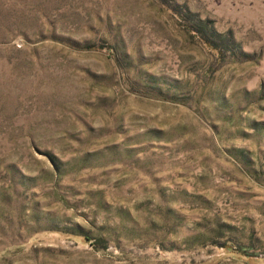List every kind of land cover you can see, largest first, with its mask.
<instances>
[{
	"label": "rangeland",
	"instance_id": "374dc122",
	"mask_svg": "<svg viewBox=\"0 0 264 264\" xmlns=\"http://www.w3.org/2000/svg\"><path fill=\"white\" fill-rule=\"evenodd\" d=\"M0 264H264V0H0Z\"/></svg>",
	"mask_w": 264,
	"mask_h": 264
},
{
	"label": "trees",
	"instance_id": "16d2710c",
	"mask_svg": "<svg viewBox=\"0 0 264 264\" xmlns=\"http://www.w3.org/2000/svg\"><path fill=\"white\" fill-rule=\"evenodd\" d=\"M206 30H207V29H206ZM202 33L205 34V35H203L204 37H208V38L206 39L207 42L216 45V47H221V46L215 44V42L211 40V35L206 36V35H207V34H206L207 32H206L205 30H204ZM222 43H223V46H224V47H228V46H229L227 39H223V42H222ZM222 43H221V44H222ZM240 249H241V250H244L243 247H240Z\"/></svg>",
	"mask_w": 264,
	"mask_h": 264
}]
</instances>
